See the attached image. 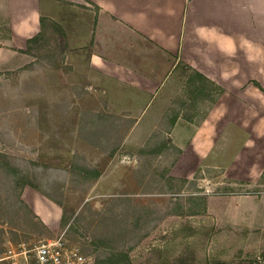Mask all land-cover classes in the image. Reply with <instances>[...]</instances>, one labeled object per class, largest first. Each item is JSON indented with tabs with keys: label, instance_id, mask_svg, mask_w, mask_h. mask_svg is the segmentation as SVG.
Returning <instances> with one entry per match:
<instances>
[{
	"label": "rangeland",
	"instance_id": "rangeland-1",
	"mask_svg": "<svg viewBox=\"0 0 264 264\" xmlns=\"http://www.w3.org/2000/svg\"><path fill=\"white\" fill-rule=\"evenodd\" d=\"M46 23L32 73H0V256L53 236L18 198L23 179L59 203L84 264H264V167L246 177L248 158L224 149L221 165L171 172L219 88L180 65L164 116L123 132L131 118L72 110L64 38Z\"/></svg>",
	"mask_w": 264,
	"mask_h": 264
},
{
	"label": "crops",
	"instance_id": "crops-1",
	"mask_svg": "<svg viewBox=\"0 0 264 264\" xmlns=\"http://www.w3.org/2000/svg\"><path fill=\"white\" fill-rule=\"evenodd\" d=\"M46 21L62 30L72 110L131 118L122 131H142L171 105L183 65L219 92L175 144L172 174L221 165L224 149L248 158L246 177L263 169L264 0H0L1 74L32 73L27 41ZM18 198L40 228L62 230L54 199L27 183Z\"/></svg>",
	"mask_w": 264,
	"mask_h": 264
},
{
	"label": "built area",
	"instance_id": "built-area-1",
	"mask_svg": "<svg viewBox=\"0 0 264 264\" xmlns=\"http://www.w3.org/2000/svg\"><path fill=\"white\" fill-rule=\"evenodd\" d=\"M4 259L8 264H84L86 258L79 245L67 239L63 228L51 237L0 257Z\"/></svg>",
	"mask_w": 264,
	"mask_h": 264
},
{
	"label": "trees",
	"instance_id": "trees-1",
	"mask_svg": "<svg viewBox=\"0 0 264 264\" xmlns=\"http://www.w3.org/2000/svg\"><path fill=\"white\" fill-rule=\"evenodd\" d=\"M41 22H42V18H41ZM53 24L59 29L60 33H62V30H61L60 26H59L57 23H55V22H53ZM39 35H40V33L37 34L36 36H33V37H31L30 39H28V41H27V43H28V44H27V49H28V47L30 46L31 42L35 41V40L39 37ZM94 175H95V176L98 175V172L95 171V172H94ZM20 183H21V185L27 183V184H30V185L33 186V187H36L34 184H32V183H30V182H27V181H25V180H23V179H20ZM61 220H62V218H61ZM120 260H122V258H121ZM123 260H125V257H123ZM246 262H247V264H254V263H253V260H250V259H248ZM122 264H130V263H129V262H126V263L123 262ZM214 264H224V262H223V261H220V260H215V261H214Z\"/></svg>",
	"mask_w": 264,
	"mask_h": 264
}]
</instances>
